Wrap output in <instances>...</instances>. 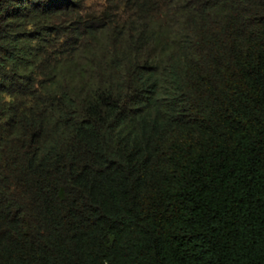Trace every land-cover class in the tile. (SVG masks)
I'll return each instance as SVG.
<instances>
[{
	"label": "trees",
	"instance_id": "1",
	"mask_svg": "<svg viewBox=\"0 0 264 264\" xmlns=\"http://www.w3.org/2000/svg\"><path fill=\"white\" fill-rule=\"evenodd\" d=\"M109 2L0 0V264H264V0Z\"/></svg>",
	"mask_w": 264,
	"mask_h": 264
},
{
	"label": "rangeland",
	"instance_id": "2",
	"mask_svg": "<svg viewBox=\"0 0 264 264\" xmlns=\"http://www.w3.org/2000/svg\"><path fill=\"white\" fill-rule=\"evenodd\" d=\"M76 0H73L75 2ZM110 0H79L82 5V9H79L82 15H97L99 14L107 5L110 4ZM64 2V1H63ZM65 3V2H64ZM70 16H57L53 20L55 23L65 21L66 24L69 22Z\"/></svg>",
	"mask_w": 264,
	"mask_h": 264
}]
</instances>
